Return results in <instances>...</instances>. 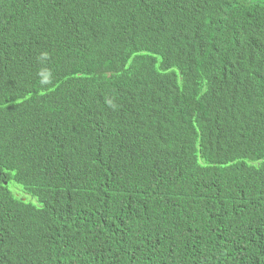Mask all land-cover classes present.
<instances>
[{"label":"trees","instance_id":"16d2710c","mask_svg":"<svg viewBox=\"0 0 264 264\" xmlns=\"http://www.w3.org/2000/svg\"><path fill=\"white\" fill-rule=\"evenodd\" d=\"M0 264H264V0H0Z\"/></svg>","mask_w":264,"mask_h":264},{"label":"rangeland","instance_id":"374dc122","mask_svg":"<svg viewBox=\"0 0 264 264\" xmlns=\"http://www.w3.org/2000/svg\"><path fill=\"white\" fill-rule=\"evenodd\" d=\"M12 186H17V184L16 183H12ZM13 188V187H12Z\"/></svg>","mask_w":264,"mask_h":264},{"label":"clouds","instance_id":"9594fccd","mask_svg":"<svg viewBox=\"0 0 264 264\" xmlns=\"http://www.w3.org/2000/svg\"><path fill=\"white\" fill-rule=\"evenodd\" d=\"M257 72H258V68H257ZM257 74V73H256Z\"/></svg>","mask_w":264,"mask_h":264}]
</instances>
